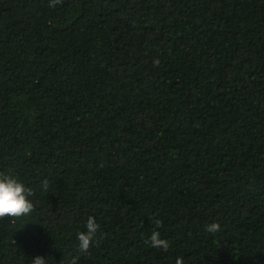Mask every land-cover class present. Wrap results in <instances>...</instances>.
I'll use <instances>...</instances> for the list:
<instances>
[{
    "label": "trees",
    "instance_id": "obj_1",
    "mask_svg": "<svg viewBox=\"0 0 264 264\" xmlns=\"http://www.w3.org/2000/svg\"><path fill=\"white\" fill-rule=\"evenodd\" d=\"M49 2L0 0V174L34 204L0 264H264V0Z\"/></svg>",
    "mask_w": 264,
    "mask_h": 264
},
{
    "label": "clouds",
    "instance_id": "obj_2",
    "mask_svg": "<svg viewBox=\"0 0 264 264\" xmlns=\"http://www.w3.org/2000/svg\"><path fill=\"white\" fill-rule=\"evenodd\" d=\"M62 0H50L49 7H55L61 4ZM45 190H47V180L43 182ZM33 195L30 188H26L18 179L0 174V220L9 218L12 222L16 219L30 215L34 210V204L28 199ZM156 228L162 226L161 220L153 221ZM87 231L78 233L77 239L79 241V251L81 253H88L90 245L99 229V225L95 221V217L89 216L85 225ZM205 231L215 234L220 231L219 223H211L205 226ZM153 248L163 249L168 251L169 242L160 238L159 231H153L149 240L147 241ZM32 264H46V259L37 257L32 261ZM71 264H76L73 260ZM176 264H183V258L178 257Z\"/></svg>",
    "mask_w": 264,
    "mask_h": 264
}]
</instances>
